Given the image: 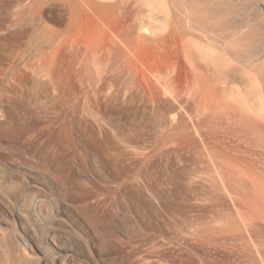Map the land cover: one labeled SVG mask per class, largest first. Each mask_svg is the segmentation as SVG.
Returning a JSON list of instances; mask_svg holds the SVG:
<instances>
[{
    "label": "rangeland",
    "instance_id": "rangeland-1",
    "mask_svg": "<svg viewBox=\"0 0 264 264\" xmlns=\"http://www.w3.org/2000/svg\"><path fill=\"white\" fill-rule=\"evenodd\" d=\"M86 1L0 0V264L264 263V146L216 118L260 99V72L228 58L216 112L197 111L162 83L190 82L165 20ZM228 1L264 39V0Z\"/></svg>",
    "mask_w": 264,
    "mask_h": 264
},
{
    "label": "bare ground",
    "instance_id": "bare-ground-1",
    "mask_svg": "<svg viewBox=\"0 0 264 264\" xmlns=\"http://www.w3.org/2000/svg\"><path fill=\"white\" fill-rule=\"evenodd\" d=\"M87 1L89 3V0H87ZM102 2H103V4L102 3L101 4L104 7H106V6H110V8L115 7L116 11H117L116 7H117V8H119L118 10H121L122 13H124L123 11H126V13H129L131 11L132 13L130 12L129 14H133V17L136 18V21L132 17L134 24L131 23L130 28L133 25L138 30L143 28L145 31V29L147 28L146 26L149 27L148 24H150V26H156V21H158V19H160L159 20L160 24L162 22L161 19H163V21L165 20V23H164L165 26L164 27L165 28L168 27V30L170 31L169 35L171 34V32L172 33L174 32L173 34H176V36L178 37V40H179V43L181 46L180 51H181V54L183 57V63L188 65V67L190 69V72H189L190 73V82L187 84L186 88L184 87L185 88L184 94L180 91L177 92L174 89L175 86L172 87V85H170L169 81L171 80V77L169 76V74L165 77L169 76L170 80L166 81L167 78H165V81H164V78H163L164 82H162V83L164 85L165 90L168 91L171 95H173L177 98L179 96L182 97L183 95H186L187 98H189L194 103V107L197 111H199L200 109H202V110L203 109H209L212 105L214 106L213 100L216 101L215 98L217 96V95H215L216 94L215 91H217V89H218L216 87L215 80H219L220 83L222 82V83L226 84L225 88H226V90L228 89L229 82L232 81V79L235 77V74L233 75V73H232V71L234 72L233 67H230V65H231V64L229 65L230 61H227L228 58H231L232 60L235 59L236 61H238L239 64H243V63L247 64L248 63L247 65H249L250 68H252L253 70H258V72H260L261 75L260 74H258V75H260V77L262 78V81L264 80V68H263L264 64L260 63L256 66L251 67V64L249 63L254 58L256 59L258 53H260V51L262 50V46L264 44V39L260 35L261 25L258 24L257 22H254L251 24L248 23V25H244L241 20H237L236 22L230 21L228 19V16L230 15V13H232L234 11V9L236 7L233 6L228 0H217L216 2H214L212 4L210 3L209 0H185L184 2L182 0H111V1L104 0ZM112 9L114 10V8H112ZM128 9H130V10H128ZM127 10H128V12H127ZM118 12H120V11H118ZM129 14H128V16H127V14H125L126 17L132 16ZM121 16H122V14H121ZM132 19L130 20L131 22H132ZM105 25H106V23H105ZM157 25H158V23H157ZM162 25H163V23H162ZM162 25H161V28L163 27ZM152 28H154V27H152ZM157 28L159 29L160 27H157ZM149 29H150V27H149ZM226 30L227 31L229 30L232 32L231 35H233V37H234L233 39H231V40L221 39V37H223V34L226 32ZM142 35H143V33H142ZM214 43H215V45H216V43L218 44L217 47L219 48L220 53H217V54H220V55L219 56L216 55L217 56L216 58L213 57L214 55H212V58L209 59V57H208L209 52L208 51H207L206 55H204L205 49L209 50L211 48L210 46H212V44H214ZM221 56H225L224 59H221L222 58ZM249 66H246V67H249ZM243 69H244V67H243ZM244 74L245 73H243V75ZM245 77H246V75H245ZM249 79H250V84L252 86H254V84H253L254 82H252L253 80H251L252 78H249ZM224 86L225 85H223L221 87H224ZM223 89L221 91H224ZM262 89H263V87L262 88L257 87V90H256L257 93H259ZM251 91H252V89L248 90L249 93H251ZM248 94L246 96V100L244 103L243 110L241 109L238 112L233 111L231 113L228 111H226V112L221 111V109H220L219 111H221V112L219 113V115H216L217 117L215 115H213L214 118L213 117L212 118H213V120L215 119V117L219 119L220 117H222V115L224 113L226 120L228 122H230V124L232 125L229 128H230L232 135L235 136L234 138L237 139V141L239 140V141L243 142L244 145L252 147V148H254V150H257V148L260 149V147L264 146L263 145L264 144L263 143L264 142V99L262 98V95H264V93L262 95H261V93L257 94L260 97L259 100L257 98V101L253 99L252 95H250V94L248 95ZM251 94H253V93H251ZM257 95H256V97H257ZM178 99H180V98H178ZM182 101L184 102L183 99H182ZM209 103H212V105L211 104L208 105ZM183 106H184V108L188 107L185 105H183ZM223 106H225V105H223ZM212 109H214V107ZM216 109H214V111ZM188 110H187V112H188ZM197 111H196V113H198ZM207 111H210V110H207ZM215 112H214V114H215ZM202 114H204V113H202ZM209 121H211V120H209ZM219 121H221V120L219 119ZM225 124L227 125V123H225ZM197 126H199V124ZM228 131H227V133H228ZM230 131H229V133H230ZM237 141H236V143H237ZM237 147H239V146H237ZM246 148H245L246 152H248L251 149V148L250 149L247 148V150H248L247 151ZM253 153H257V151H255ZM259 156L256 155L257 158ZM253 157H255V156H253ZM251 204L252 203H250L249 205H251ZM252 208H254V207L252 206ZM258 208H260V207H258ZM252 210H254V209H252ZM258 212H259V210H258ZM252 215H253V213H252ZM255 216H256V214H255ZM252 217L253 216H250L249 218H252ZM253 224H255V223H253ZM248 225H250V227H251L250 223ZM254 230H255V228H254ZM250 231H252V230H250ZM252 235H250V236L252 237ZM256 235H258V234H256ZM258 236H260V235H258ZM247 239L250 240L251 238H247ZM253 240H255V238ZM253 240H251V241H253ZM245 241H246V239L244 240V242ZM261 241L264 242L263 240H261ZM246 242L250 243V241L248 242V240ZM256 242H257V244H255V243H253V244H255L256 246L255 245L254 246L258 249L261 244L259 243L260 245L258 246V241L256 240ZM251 245H252V243H251ZM250 247H247V248H250ZM261 248H263V247H260L259 249L261 250ZM260 250H259V254L260 253L262 254L263 251L261 252ZM261 254H260V256H262V258H263L264 255L263 254L261 255ZM262 258H260V259H262ZM262 261H264V260H262ZM251 262H255V261H251ZM262 264H264V263L262 262Z\"/></svg>",
    "mask_w": 264,
    "mask_h": 264
}]
</instances>
